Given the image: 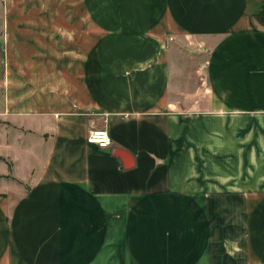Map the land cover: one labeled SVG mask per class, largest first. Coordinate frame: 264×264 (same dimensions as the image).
I'll return each mask as SVG.
<instances>
[{
	"label": "crops",
	"instance_id": "1",
	"mask_svg": "<svg viewBox=\"0 0 264 264\" xmlns=\"http://www.w3.org/2000/svg\"><path fill=\"white\" fill-rule=\"evenodd\" d=\"M151 7L156 96L109 113L108 149L30 78L0 76V264H264V0ZM28 13H0L1 51L41 43ZM225 153L231 171L191 170Z\"/></svg>",
	"mask_w": 264,
	"mask_h": 264
},
{
	"label": "rangeland",
	"instance_id": "2",
	"mask_svg": "<svg viewBox=\"0 0 264 264\" xmlns=\"http://www.w3.org/2000/svg\"><path fill=\"white\" fill-rule=\"evenodd\" d=\"M5 7L17 16L24 11L29 17L31 12L38 33L34 39L41 43L29 51L0 50V76L30 78L31 92L43 94L37 99L49 112L78 114L92 123V131L106 130L109 113L128 119L142 111L140 104L156 96L152 67L163 53L155 44L152 27L145 24L152 12L151 0L1 1L0 13ZM199 118L191 115L193 123H199ZM192 152V158L200 160L199 149ZM223 157V163L220 158L217 163L212 155L207 164L193 163L191 170L231 171L230 154Z\"/></svg>",
	"mask_w": 264,
	"mask_h": 264
},
{
	"label": "built area",
	"instance_id": "3",
	"mask_svg": "<svg viewBox=\"0 0 264 264\" xmlns=\"http://www.w3.org/2000/svg\"><path fill=\"white\" fill-rule=\"evenodd\" d=\"M87 143L97 146L99 149L105 150L110 148L111 139L107 130L99 129L94 130L87 136Z\"/></svg>",
	"mask_w": 264,
	"mask_h": 264
},
{
	"label": "water",
	"instance_id": "4",
	"mask_svg": "<svg viewBox=\"0 0 264 264\" xmlns=\"http://www.w3.org/2000/svg\"><path fill=\"white\" fill-rule=\"evenodd\" d=\"M111 156L118 158L123 165V169L127 170L134 166L133 157L122 149L114 148L110 152Z\"/></svg>",
	"mask_w": 264,
	"mask_h": 264
}]
</instances>
